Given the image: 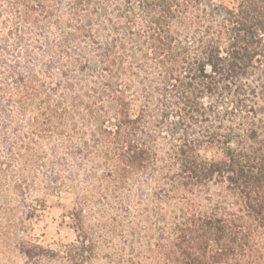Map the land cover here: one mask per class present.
Returning a JSON list of instances; mask_svg holds the SVG:
<instances>
[{
  "label": "trees",
  "instance_id": "1",
  "mask_svg": "<svg viewBox=\"0 0 264 264\" xmlns=\"http://www.w3.org/2000/svg\"><path fill=\"white\" fill-rule=\"evenodd\" d=\"M48 1L11 7L40 27ZM66 4L63 101L84 90L98 120L69 256L116 234L117 264H264V0Z\"/></svg>",
  "mask_w": 264,
  "mask_h": 264
},
{
  "label": "rangeland",
  "instance_id": "2",
  "mask_svg": "<svg viewBox=\"0 0 264 264\" xmlns=\"http://www.w3.org/2000/svg\"><path fill=\"white\" fill-rule=\"evenodd\" d=\"M57 1L47 5L57 20L40 18L39 27L31 21L37 9L28 20L11 0H0V264H117L108 248L116 234L106 235L97 259L81 263L68 254L81 239L73 212L94 163L98 120L84 90L63 101L62 73L79 52L62 44L69 15L67 0ZM101 174L91 169L86 192Z\"/></svg>",
  "mask_w": 264,
  "mask_h": 264
}]
</instances>
